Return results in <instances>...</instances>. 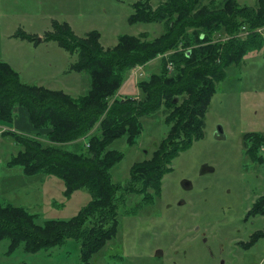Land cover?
Here are the masks:
<instances>
[{
    "label": "rangeland",
    "instance_id": "obj_1",
    "mask_svg": "<svg viewBox=\"0 0 264 264\" xmlns=\"http://www.w3.org/2000/svg\"><path fill=\"white\" fill-rule=\"evenodd\" d=\"M137 1L0 0V61L9 64L25 84L64 90L79 98L89 90L90 77L71 70L78 55L55 41L39 38L53 31L55 21L69 25L79 38L99 32L104 49L116 46L121 35L148 33L150 39L159 37L165 31L163 23L128 22ZM165 1L150 2L157 8ZM225 1L203 0L201 6L220 8ZM236 1L240 6L257 5V0ZM260 30L264 27L256 31ZM247 33L245 30L239 36L245 38ZM227 39L224 30L212 37L213 42ZM183 50L180 47L178 51ZM175 52L132 68L110 104L115 98L142 101L145 93L140 82L159 73L162 57L169 60ZM167 69L169 75L174 74L172 62ZM227 75L217 84L209 104L203 139L174 159L173 171L164 177L161 197L154 198L153 203L143 205L142 194L126 196L120 204L118 232L93 257L92 264H264V253L255 261L250 257L243 262L241 257L230 258L229 250L230 229L242 228L243 215L264 194V151L259 153L263 161H254L245 143L247 134L264 135V44L247 54L240 65H231ZM17 107L14 112L18 120L21 109ZM22 113L27 117L25 110ZM166 114L160 111L141 118L143 131L136 145H128L123 138L109 147L124 154L111 170L114 183L125 184L132 166L152 157L170 129L164 122ZM17 120L12 125L0 121V126L24 135L35 134L31 128L17 129ZM78 142L82 148L88 144L87 139ZM21 149L12 136L0 133V201L24 207L36 215L40 225L49 220H70L91 202L88 189L67 197L60 178L45 174L29 177L20 167H9L8 162ZM206 167L213 171L201 174ZM184 181H189L192 188L185 189ZM221 244L224 256L219 255ZM8 248L9 240H0V264H83L81 243L74 239L37 253L26 252L21 245L8 254Z\"/></svg>",
    "mask_w": 264,
    "mask_h": 264
},
{
    "label": "trees",
    "instance_id": "obj_2",
    "mask_svg": "<svg viewBox=\"0 0 264 264\" xmlns=\"http://www.w3.org/2000/svg\"><path fill=\"white\" fill-rule=\"evenodd\" d=\"M150 1L133 4L128 22L163 23L164 33L154 39L148 33L121 35L116 46L104 49L99 32L79 38L69 25L56 21L53 31L43 36L78 55L71 70L90 77L89 90L79 98L64 90L25 84L9 64L0 61V121L12 125L18 105L35 132L3 133L22 148L8 166L20 167L29 177L60 178L67 197L84 188L92 194L91 202L70 220H49L44 225L24 207L0 201V240H9L8 254L21 245L26 252L37 253L74 239L81 243L82 263L92 264L93 257L115 238L120 204L126 196L142 194L143 205L161 197L174 159L204 137L206 113L217 84L227 78L231 65H240L264 44V35L256 31L264 27V0H257L256 7L226 0L220 8L201 6L203 0H167L154 8ZM223 30L229 39L213 42V35ZM245 30L246 37H240ZM180 47L184 50L178 51ZM172 50L177 52L169 60L162 57L161 71L140 82L145 93L142 101L115 98L110 104L132 68ZM168 62L174 65L172 75L167 72ZM160 111L167 113L168 134L150 159L132 166L125 184L114 183L111 170L124 154L109 147L123 138L128 145H136L143 131L141 118ZM82 139L88 143L84 148L78 142ZM245 143L247 154L262 162L264 135L247 134ZM253 206L264 215V194Z\"/></svg>",
    "mask_w": 264,
    "mask_h": 264
},
{
    "label": "flooded vegetation",
    "instance_id": "obj_3",
    "mask_svg": "<svg viewBox=\"0 0 264 264\" xmlns=\"http://www.w3.org/2000/svg\"><path fill=\"white\" fill-rule=\"evenodd\" d=\"M213 169L206 167L201 171V174L212 172ZM185 189H191L192 185L189 181H184ZM260 197V196H259ZM257 200V199H256ZM239 214V213H238ZM264 215L261 214L260 207H254L243 215L242 228L230 229V258L234 257L237 260L242 258L246 262L247 258L260 257L264 253ZM206 241V239H203ZM257 249V251H254ZM225 249L221 244L219 255L224 256ZM212 256L214 253L212 252Z\"/></svg>",
    "mask_w": 264,
    "mask_h": 264
},
{
    "label": "crops",
    "instance_id": "obj_4",
    "mask_svg": "<svg viewBox=\"0 0 264 264\" xmlns=\"http://www.w3.org/2000/svg\"><path fill=\"white\" fill-rule=\"evenodd\" d=\"M19 112H20V118L17 120V117H16V120H17V122H16L17 129L24 130V129L31 128V130H32V127L30 126V123H29V120H28V116L26 117V115L24 113H22V109ZM21 114H23V115L21 116ZM28 124H29V126H28ZM5 129L6 128H3V125L0 126V133H2L3 130H5ZM6 130H8V128ZM20 133H22V132H20Z\"/></svg>",
    "mask_w": 264,
    "mask_h": 264
},
{
    "label": "built area",
    "instance_id": "obj_5",
    "mask_svg": "<svg viewBox=\"0 0 264 264\" xmlns=\"http://www.w3.org/2000/svg\"><path fill=\"white\" fill-rule=\"evenodd\" d=\"M259 32H262L263 35H264V31L263 30H260ZM4 131V130H3ZM262 151H264V147L262 148Z\"/></svg>",
    "mask_w": 264,
    "mask_h": 264
},
{
    "label": "water",
    "instance_id": "obj_6",
    "mask_svg": "<svg viewBox=\"0 0 264 264\" xmlns=\"http://www.w3.org/2000/svg\"><path fill=\"white\" fill-rule=\"evenodd\" d=\"M39 40L41 41V40H42V38H39Z\"/></svg>",
    "mask_w": 264,
    "mask_h": 264
}]
</instances>
